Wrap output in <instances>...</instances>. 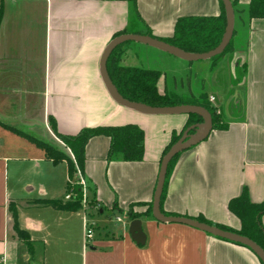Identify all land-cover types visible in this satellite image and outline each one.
Listing matches in <instances>:
<instances>
[{"label":"crops","instance_id":"1","mask_svg":"<svg viewBox=\"0 0 264 264\" xmlns=\"http://www.w3.org/2000/svg\"><path fill=\"white\" fill-rule=\"evenodd\" d=\"M232 1V0H230ZM249 0H236L230 48L216 62L185 61L153 47L125 42L119 64L159 70V92L215 96L227 121L180 152L161 209L239 228L227 209L245 186L264 202V18L249 19ZM139 16L156 38L172 35L180 16L217 15L218 0H136ZM127 0H0V264H261L247 247L145 213L159 162L172 132L187 114L147 115L115 103L99 73L104 47L127 26ZM143 52L141 61L134 57ZM136 124L144 134L139 161H107L109 138L90 137L80 172L85 199L97 206L57 210L27 202L63 198L67 163H53L28 136L68 153L53 133ZM83 202V201H82ZM33 241L30 255L15 238L9 210ZM130 204L140 215L143 244L128 233ZM122 217L121 230L107 224ZM118 216V215H117ZM88 219L94 237L83 243ZM264 226V213L260 217ZM114 233V234H113Z\"/></svg>","mask_w":264,"mask_h":264},{"label":"trees","instance_id":"2","mask_svg":"<svg viewBox=\"0 0 264 264\" xmlns=\"http://www.w3.org/2000/svg\"><path fill=\"white\" fill-rule=\"evenodd\" d=\"M129 2V15L127 26L122 33H136L155 37L149 27L139 16L136 8V0H127ZM220 12L217 15L207 16H180L176 19L173 32L170 37L158 38L168 42L174 46L187 52H205L214 48L220 41L225 28V12L223 4L218 0ZM231 4L235 7L236 0H232ZM246 16L252 18H264V0H249L246 8ZM156 38V37H155ZM123 44L117 45L109 54L106 61V70L109 79L121 94L122 97L130 101L142 102L151 106H169L177 104H196L206 108L212 118V128H224L227 121L219 104L214 101L210 102L207 94L201 93L198 96L190 97L186 95H176L168 92H159L156 87V81L159 76V70L148 69L135 66H125L119 64L120 51L118 50ZM230 41L224 50L210 58L216 62L223 54L229 51ZM188 118L181 130L176 133L172 132L170 142L165 147L163 154L182 134V132L190 125L200 122L201 117L196 114H187ZM53 133L69 149L72 157L68 153L56 149L50 144L38 141L30 136L41 146L45 152V156L53 163L65 160L67 163V180L65 184V194H69V198H39L28 201V204L37 206H48L57 210L74 211L83 207V197L81 186L76 183V170L80 172L84 162V147L86 141L96 135H105L109 138V145L106 153V160L111 161L119 159L122 161H139L143 156L144 134L143 131L134 123H125L121 125H105L95 127L82 128L74 135H63L56 131L55 124L50 121ZM190 133L192 131H189ZM180 152L175 154L167 166L163 189L160 197V210L164 214L175 213L165 212L161 209V203L164 199L169 176L173 170L176 160ZM86 210L93 209L97 206L94 197L85 199ZM227 209L235 215L240 222L239 228H231L224 224L212 223L202 215H198L195 219L208 224L216 225L224 230L233 231L256 242L264 251V226L261 224L260 217L264 213V202H253L249 198L247 188L244 186L240 193L227 202ZM9 210L13 219V233L16 239L21 241L31 255L33 252V241L28 232L17 226L16 208L9 205ZM145 213L151 215V203H147ZM129 220L139 217V213L133 209L130 204L125 212ZM238 244V243H237ZM241 245V244H240Z\"/></svg>","mask_w":264,"mask_h":264},{"label":"water","instance_id":"3","mask_svg":"<svg viewBox=\"0 0 264 264\" xmlns=\"http://www.w3.org/2000/svg\"><path fill=\"white\" fill-rule=\"evenodd\" d=\"M220 1L222 2L224 7L226 22L222 37L219 43L214 48L205 52H187L180 49L177 46H174L161 39L151 37L149 35L136 34V33H122L113 37L104 47L99 60V73L108 95L115 103H117L120 106L147 115L196 114L199 117H201L200 122L188 126L182 132L181 136L173 144H171V146L162 155L160 159L155 188L151 200L152 217L159 222H168V223L172 222V223L185 224L190 227L204 231L215 237L241 244L247 247L248 249H250L259 259L261 264H264L263 249L256 242L249 239L248 237L233 231L224 230L213 224L201 222L195 218L182 216V215H173V214L167 215L161 212L160 210V197L163 189L168 163L175 154L182 152L183 150L187 149L193 144L203 140L208 135V133L212 129V118L210 112L203 106L196 104L151 106L142 102H135L125 99L124 97L121 96V94L117 91V89L109 79L106 70V61L111 51L117 45L125 42L141 43L153 47L155 49H158L160 51H163L165 53H168L172 56H175L185 61L205 60L220 54L231 39L233 33V24H234V12L231 1L230 0H220ZM214 103L215 104L218 103L217 99H215V96H214ZM189 131L192 132L190 133ZM128 233L130 235V238L136 244L144 243L145 234L141 229V221L138 218L130 220L128 224Z\"/></svg>","mask_w":264,"mask_h":264},{"label":"built area","instance_id":"4","mask_svg":"<svg viewBox=\"0 0 264 264\" xmlns=\"http://www.w3.org/2000/svg\"><path fill=\"white\" fill-rule=\"evenodd\" d=\"M210 101H214V97L210 96L209 97ZM76 183L79 184L81 186V190H82V197H83V203L85 202V180L82 177V175L80 174V171L77 169L76 170ZM65 199L69 198V194H65L64 195ZM116 221L121 222V218L120 216H116L115 217ZM93 237H94V232H93V226L92 224L89 222L88 219H86L84 221L83 224V243L85 246H88L89 244H91V242L93 241Z\"/></svg>","mask_w":264,"mask_h":264},{"label":"rangeland","instance_id":"5","mask_svg":"<svg viewBox=\"0 0 264 264\" xmlns=\"http://www.w3.org/2000/svg\"><path fill=\"white\" fill-rule=\"evenodd\" d=\"M144 56V54H143V52H140V51H138L137 53H135L134 54V57H137L138 58V60L137 61H141V59H142V57ZM209 101H210V99H209ZM210 102H213V101H210ZM119 216V214H116V215H114V214H112V215H108V216H106L107 217V224H108V226L111 228V229H113V230H116V231H118V230H121L120 228L122 227V222H119V221H116L115 220V217L116 216ZM120 218H121V220H122V217L120 216ZM114 234V233H113ZM82 237H83V234H82ZM89 246H87V248H88Z\"/></svg>","mask_w":264,"mask_h":264}]
</instances>
